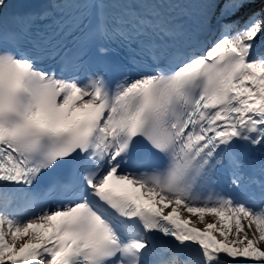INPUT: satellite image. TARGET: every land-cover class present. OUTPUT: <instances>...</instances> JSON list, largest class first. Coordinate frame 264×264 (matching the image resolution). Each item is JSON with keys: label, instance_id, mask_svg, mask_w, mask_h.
I'll list each match as a JSON object with an SVG mask.
<instances>
[{"label": "snow or ice", "instance_id": "1", "mask_svg": "<svg viewBox=\"0 0 264 264\" xmlns=\"http://www.w3.org/2000/svg\"><path fill=\"white\" fill-rule=\"evenodd\" d=\"M7 9L0 264H264V0Z\"/></svg>", "mask_w": 264, "mask_h": 264}, {"label": "rangeland", "instance_id": "2", "mask_svg": "<svg viewBox=\"0 0 264 264\" xmlns=\"http://www.w3.org/2000/svg\"><path fill=\"white\" fill-rule=\"evenodd\" d=\"M167 209V208H166ZM166 209H164V210H166ZM181 215L183 216V217H189V214L187 213V212H182L181 213ZM191 220H192V222L198 227V228H203L204 227V224H202V223H200V221H199V219L196 217V216H191V217H189ZM214 217L213 216H210V215H206L205 216V221L206 222H213L214 221ZM218 227H219V225H217ZM221 237L219 236V234H218V239H220ZM19 242H22V241H18V243Z\"/></svg>", "mask_w": 264, "mask_h": 264}, {"label": "bare ground", "instance_id": "3", "mask_svg": "<svg viewBox=\"0 0 264 264\" xmlns=\"http://www.w3.org/2000/svg\"><path fill=\"white\" fill-rule=\"evenodd\" d=\"M218 227V226H217ZM214 235H216L217 236V238H218V233H215Z\"/></svg>", "mask_w": 264, "mask_h": 264}]
</instances>
